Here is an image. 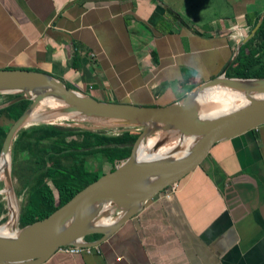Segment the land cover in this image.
I'll use <instances>...</instances> for the list:
<instances>
[{
	"label": "crops",
	"instance_id": "0c3cea01",
	"mask_svg": "<svg viewBox=\"0 0 264 264\" xmlns=\"http://www.w3.org/2000/svg\"><path fill=\"white\" fill-rule=\"evenodd\" d=\"M221 1L0 0V70L43 73L104 103L178 104L220 74L255 16L242 0L215 17ZM83 160L110 172L100 154ZM177 185L110 236H86L90 254L57 251L43 264H264V125L215 143Z\"/></svg>",
	"mask_w": 264,
	"mask_h": 264
},
{
	"label": "water",
	"instance_id": "95a60500",
	"mask_svg": "<svg viewBox=\"0 0 264 264\" xmlns=\"http://www.w3.org/2000/svg\"><path fill=\"white\" fill-rule=\"evenodd\" d=\"M264 17L262 13L252 31L238 45L232 60L212 80L194 88L178 104L165 107H138L129 104L99 102L85 96L49 75L25 70H0V94L17 98L3 108L23 100L31 101L29 108L12 124L3 141L0 159L11 154L18 132L31 124L29 116L44 99L54 98L60 107L51 112V118L68 115L73 121L116 126L124 129H142L133 144L130 155L76 193L67 203L49 216L18 228L17 216L8 235H0V264H43L60 248L92 247L86 236L101 234L104 238L118 230L137 215L147 202L160 196L170 185L178 183L197 169L211 147L264 125V78H228L226 71L234 62L241 45L254 36ZM211 87H223L239 93L245 103L224 114L208 117L195 101ZM161 131L155 151L176 138L195 139V144L179 156L137 160L134 156L139 141L151 133ZM182 147L175 146L171 153ZM173 155V154H171ZM4 188L13 192L11 170H3ZM104 205L111 208L109 218L114 224L95 227ZM18 215V213H17ZM92 245V246H91Z\"/></svg>",
	"mask_w": 264,
	"mask_h": 264
},
{
	"label": "trees",
	"instance_id": "16d2710c",
	"mask_svg": "<svg viewBox=\"0 0 264 264\" xmlns=\"http://www.w3.org/2000/svg\"><path fill=\"white\" fill-rule=\"evenodd\" d=\"M261 13L252 18L245 16L247 35L256 26ZM228 78H264V17L261 25L246 43L240 46L232 65L226 73ZM67 88H70L67 86ZM9 95V102L16 99ZM23 100L2 110L0 116L15 122L31 105ZM111 129L88 130L50 123H35L21 129L12 144V155L26 152L29 155L24 187L30 186L29 201L19 217V227L41 220L67 203L76 193L100 177L85 170L82 160L100 154L114 170V163L126 159L133 144L141 134L134 129H125L110 136ZM6 132L0 125V149ZM52 177V178H51Z\"/></svg>",
	"mask_w": 264,
	"mask_h": 264
},
{
	"label": "bare ground",
	"instance_id": "6f19581e",
	"mask_svg": "<svg viewBox=\"0 0 264 264\" xmlns=\"http://www.w3.org/2000/svg\"><path fill=\"white\" fill-rule=\"evenodd\" d=\"M54 104H57L60 106V104L56 101H54V98H47L44 99L38 107L31 112L29 116L30 123L32 121L33 124L37 122L44 121V114H41V110L43 108H50L51 101ZM200 107H206L207 110L203 111L204 114L208 117L217 116L219 114H224L232 109H235L239 107L240 105L245 103L244 98L236 92L230 91L228 89H225L223 87H211L204 92L200 93L197 96V99L195 101ZM55 110V109H54ZM69 118L68 115H65ZM63 120L62 118H56L52 121H60ZM159 137H149L145 136L144 138L139 141V143L136 146L134 156L137 160H145V159H155L157 157H165V156H179L181 154H184L187 150H189L190 147H192L195 144V139L190 137H184L183 140L175 139L169 140V143L165 146L161 147L157 151H155V146L158 144ZM177 141L180 143L179 145L182 147L181 150L178 152L171 153V150L176 146L175 143ZM170 146V147H169ZM169 147V150L167 148ZM173 154V155H171ZM10 164V158L9 155H4L0 159V183L3 181V170L6 168H9ZM0 195L6 196V200L9 206L10 210V221L9 225L12 224L17 216V204L14 199V196L11 192H9L7 189L2 188V193ZM100 218L98 220H95L93 222V226L95 227H109L114 224V220L109 218L111 214V208L108 205H104L102 209L100 210ZM8 224H4L0 227V235H8L9 234V228Z\"/></svg>",
	"mask_w": 264,
	"mask_h": 264
},
{
	"label": "rangeland",
	"instance_id": "374dc122",
	"mask_svg": "<svg viewBox=\"0 0 264 264\" xmlns=\"http://www.w3.org/2000/svg\"><path fill=\"white\" fill-rule=\"evenodd\" d=\"M254 2H252L250 5L246 6V11L250 12H255L258 13L259 10V6H264L262 3L264 0H253ZM242 0H228L227 3L225 2V0H222L220 2V5L217 4H213L215 7L213 8V14L215 15V17H219L220 15H224L226 14L227 11H230L227 13V15L229 13L234 12L235 9H241L242 7ZM226 11V12H225ZM51 101V100H50ZM51 105V109L50 108H43L41 110V114H44V121L42 122H37V123H50V124H57L60 126H65V127H72V128H80V129H88V130H107V129H111L112 131L107 133L112 136V135H118L120 133L121 128L120 127H116V126H108V125H101V124H90V123H81V122H77V121H73L74 118H68L66 116H61L58 118H62L63 120L60 121H52L55 118H51L50 114L52 111H54V109H57L58 107H60L59 105L52 103V101L50 102ZM39 105V104H38ZM38 107V106H37ZM36 107V108H37ZM14 122L12 120H9L8 118H5L4 115L0 116V125L3 126V129L5 130L6 134L9 130V128L12 126ZM33 124V123H31ZM31 124L27 125L26 127L31 126ZM25 127V128H26ZM138 132H142V129H137ZM159 137L160 140H162V138L165 136L163 132L161 131H155L153 133H151V137ZM183 140V139H182ZM180 143L177 141V143H175V145H179ZM170 147V146H169ZM169 147L167 148V150H169ZM12 150V148H11ZM1 152V149H0ZM10 170H11V178H12V182H13V192H14V199L16 201L17 204V221L15 223H17V227H19V217L22 214V212L24 211L25 206L27 205L28 201H29V194H30V186H32V184L30 183V186L28 187H24V179L27 177L28 172L26 170V166H27V160L29 159V155L26 152H17L15 157L12 155V152L10 154ZM82 164H84V160H82ZM90 165L92 166L93 169H96L98 166L100 167L102 165V159L101 157L99 158H94L90 160ZM52 178V177H51ZM2 188H4V183H0V194L2 193ZM6 196L4 195H0V214L3 212L4 214H2L3 219H0V227L4 224H8L10 221V210H9V206L6 200ZM1 217V216H0ZM11 224H8V228L10 229Z\"/></svg>",
	"mask_w": 264,
	"mask_h": 264
},
{
	"label": "built area",
	"instance_id": "2783aa9c",
	"mask_svg": "<svg viewBox=\"0 0 264 264\" xmlns=\"http://www.w3.org/2000/svg\"><path fill=\"white\" fill-rule=\"evenodd\" d=\"M244 36H247V32H244ZM178 183H174L170 185L162 194L166 197H170L171 194L175 193V191L178 188ZM58 251L66 253V254H71V255H76V254H90L91 250L87 249L85 247H72V246H66L60 248Z\"/></svg>",
	"mask_w": 264,
	"mask_h": 264
}]
</instances>
